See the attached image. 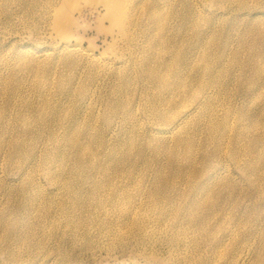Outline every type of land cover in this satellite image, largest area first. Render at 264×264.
<instances>
[{
    "label": "rangeland",
    "instance_id": "1",
    "mask_svg": "<svg viewBox=\"0 0 264 264\" xmlns=\"http://www.w3.org/2000/svg\"><path fill=\"white\" fill-rule=\"evenodd\" d=\"M141 1L126 0L131 14L129 16L135 17L134 24L132 22L129 28L130 36L134 39L128 43L113 41L111 38L117 29L109 19L98 17L96 11L86 12L82 16L72 14L66 26V39L80 42L95 55L94 60L87 61L89 63L83 59L82 70L80 63L75 65L68 62L69 65H64L61 61L63 54L58 55L56 52L60 37L54 29V19L47 0H0V264H209L211 246L204 242L196 243L192 239L185 258L183 254L176 255V258L172 256L170 247L166 246L162 237L163 226H166L164 219L150 210L145 213L156 220L148 222L151 234L149 232L143 238L137 230V226L140 228L137 215L136 218L126 216L116 223L119 233L110 235L102 228L105 217L99 213L98 224L88 225L87 229L81 226L76 229L61 226V230L59 227L54 228L55 232L50 235L43 233L39 231L41 223L37 221L40 212L34 210L28 215V205L31 207L34 203L22 209L24 196L20 184L17 185L15 180H7L8 175L17 178L32 159L31 153L26 150L11 158L8 152L4 155L6 143L11 137L21 134L23 148L25 145L27 148L33 145L36 149V143H45L48 131L53 129L50 123L53 118L58 115L62 117L66 111L67 117H62L66 123L70 124L68 115L74 116L79 122V129L90 132L91 149H97L99 145L96 142L103 138L100 131L104 135V127L107 126L103 120L102 101L111 97L113 101L124 104L123 100L128 96L127 108L132 112L131 119L122 112L111 115V128L108 134L106 132L109 144H118L120 159L129 155L135 163L133 170L137 171H132L133 175H139L142 181L144 178V183L149 187L157 175L171 177L175 174L176 181L183 186L185 182L189 185L195 182V177L183 173L185 166L180 172L165 153L164 147L170 146L171 149L173 143H166L168 140L163 138L149 139V132L145 128L153 122L154 115L149 99L150 82L140 77L137 65L140 41L145 37L143 27L147 26L143 21L148 0L142 1L145 9L139 8ZM158 10L165 34L183 36L184 41L180 44L183 45V57L180 63L185 65L184 73H203L205 80L215 82L214 86H227L217 95L218 105L229 103L232 107H241L245 104H259L264 107V0H160ZM183 14L187 16L184 22L181 20ZM197 31L202 32L200 39L198 35L195 36ZM202 48L210 56V68L198 72L202 70ZM236 51L239 52L238 61L234 59ZM116 56H120L124 63L120 67H110L117 59ZM91 65H95V68ZM126 79L128 87L121 93L119 87ZM70 86L73 92H70ZM81 87L88 88L94 95L91 111L82 112L77 109L79 95L76 90ZM207 87L211 86L204 85L202 90ZM239 95L242 98L239 99ZM188 102L192 101L189 99ZM24 124L32 130L37 126L43 128L40 136L34 139L30 134H23ZM88 125H92L91 129L87 128ZM202 127L199 125V129H195L196 126L190 129L198 131L191 152L192 162L197 169L203 168L205 163L201 149H211L203 141ZM26 132H29L27 128ZM246 146L239 147L238 158L240 154H245L243 158L251 163L252 169H248L245 161L240 163L241 169H238L230 160L219 158L220 162H228L235 178L231 181H218L217 185L207 190L210 198L206 199H212L217 219L223 222V226L216 230V236L222 235L226 226L230 225L234 230L230 241H226L229 244L222 248L230 250V254L233 251L231 249L239 248V252L242 250L240 260L228 259L224 264H264V146ZM231 147L229 143V153ZM181 162L184 163V157ZM17 166L22 168L20 172ZM69 169L68 166L66 172ZM31 175V171L27 172L24 181L33 178ZM39 177L41 181L38 184H49L44 177ZM80 189L86 197L91 192L89 187L82 184ZM63 192L66 193L65 190ZM179 194L185 195V192ZM55 199L67 204L60 192ZM134 201L123 203L122 206L128 208L134 205ZM165 201H160L163 208L168 207ZM53 205L57 216L59 209L55 203ZM140 208L141 205L137 211ZM204 211L202 208L199 215ZM83 215L82 221L91 223L92 215L86 212ZM53 220L48 222V226L55 222L61 223ZM19 221H26L29 230L35 235L29 232L24 239L30 240L32 246L38 244L31 254L26 251L23 240L17 241L7 233V226ZM209 223L208 227H211L216 221L210 217ZM64 229L66 234L62 232ZM17 250L24 260L16 256Z\"/></svg>",
    "mask_w": 264,
    "mask_h": 264
},
{
    "label": "bare ground",
    "instance_id": "2",
    "mask_svg": "<svg viewBox=\"0 0 264 264\" xmlns=\"http://www.w3.org/2000/svg\"><path fill=\"white\" fill-rule=\"evenodd\" d=\"M142 1L139 8L145 9L142 3L146 0ZM158 2L160 0H148V9L144 13L145 20L143 21L147 26L143 27L145 37L140 41V54L137 61L140 77L146 78L150 82L151 95L149 99L154 115L152 116L153 122L145 128L149 132V139H152L151 137L156 140L163 138L168 140L166 143L169 141L173 143L171 149H169L170 146L164 147L165 153L170 156L171 163L180 172L185 166L183 173L195 177V182L191 185L185 182L183 186L182 183L176 181L175 174L171 177L157 175L149 187L144 183V178L142 181L139 175H133L132 171H137L133 170L135 163L129 155L120 159L118 144L111 146L106 132L108 134L111 128V124H109L111 115L122 112L131 119L132 112L127 108L128 96L124 98V104L113 101L111 97L102 101L104 103L103 120L107 126L104 127V135L100 131L103 138H99L100 141L95 140L99 145L96 147L97 149H91L92 136L90 132L79 129V122L74 116L68 115L70 124L66 123L62 118L63 116L67 117L66 111L62 117L58 115L57 118H53L50 122L53 129L48 131L45 143L43 141L40 145L36 143V149L33 145L29 148L25 145L23 148L22 141L24 140L20 137L21 134L11 137L6 143L4 155L8 152L9 158H11L19 156L26 150L31 153L32 159L25 165L17 178L8 175L7 180L10 182L15 180L17 185L20 184V190L24 196L21 202L22 209L29 203H34L31 207L28 205V215L32 213L31 211H39L40 215L37 219L41 223L39 231L48 233V235L55 232L54 228L59 227L61 230V226L69 229L81 226L82 229H87L88 225L98 224L97 214L99 213L105 217L102 228L110 235L117 232L116 223L125 219L126 216L136 218L137 215V224H140V228L137 226V230L143 238V236H148L151 231L148 229V222L151 219L156 220L145 213L150 210L163 217L166 226H163L165 228L162 237L167 243L166 246L170 247V254L175 255V258L176 255L181 256L182 254L183 258L186 257L184 255L188 251V244L192 239L191 241L196 243L204 242L205 245L211 246L208 256L209 264H216L215 260L218 264H224L228 259L237 261L241 259L242 250L239 252V248H234L231 249L233 251L230 254V250L222 248L229 244L226 241L231 239L234 231L232 227L226 226L220 236L215 234L216 230L223 226V222L217 219V210L214 209L212 199H206L210 198L207 190L208 187L217 185L218 181H231L235 178L228 162L223 160L220 162L219 158L221 160L224 157L225 160H230L238 169H241L240 163L245 161L248 169H252L251 163L243 158L245 154H240L238 158V152L239 147H247L246 145L260 144L264 146V107L259 104L256 106L245 104L241 107H232L229 103L218 105L217 95L227 86H214L215 82L211 79L205 80L202 76L203 73L201 75L184 73L185 65L180 63L183 57V45H180L184 41L183 36H178V34L167 36L165 34L164 26H161L162 16L158 10ZM47 4L54 19V29L60 37L56 52L58 55L63 54L61 61L64 65L80 63V67L84 70L83 59L86 60V63L95 59L91 49L84 48L78 41L70 42L66 39V26L74 13L82 16L86 12L96 11L98 17L103 16L109 19L117 29L111 38L113 41L128 43L134 39L130 36L129 28L134 24L135 17L129 16L131 14L126 0H47ZM186 19V14H183L181 20ZM194 27L193 25L192 28ZM150 31L153 33L151 34ZM196 35L200 39L202 32L197 31ZM238 56L239 52L236 51L234 54L236 61H238ZM116 57L117 59L109 65L110 67H120L124 63L120 56ZM200 57H202L200 63L202 70L198 72L209 70L210 56L204 48L200 50ZM91 66L95 68V65ZM127 84L128 79L119 87L121 93L126 91ZM204 85L211 87L202 90ZM70 89V92H73L72 86ZM77 93L79 95L77 109L82 112L91 111L92 103L95 100L94 95L92 96L86 87L77 89ZM238 98H242V95H239ZM189 99L192 102H188ZM199 125L203 126V141L207 143V146H211V149L208 150L209 147L201 149L205 163L203 168L197 169L192 162L191 152L195 146V136L198 132L195 129H199ZM90 126L92 127V125ZM90 126L88 125L87 128L91 129ZM194 126L196 128L191 131L190 129ZM26 128L29 132H26ZM42 129L37 126L32 130L24 124L22 133L30 134L32 138L37 139ZM144 132L147 131L144 130ZM229 143L232 144L230 153L228 152ZM182 157H184V163L181 162ZM68 166L70 169L66 172ZM17 167L20 168L18 170L20 172L22 168ZM30 171L33 178L25 182L24 175ZM39 176L44 177L49 184L42 182L38 184L37 182L41 181ZM114 178L115 181H113ZM215 179L218 180L212 181ZM81 184L91 189L87 197L81 193ZM186 184L188 185L186 186ZM58 192L67 200V204L64 201L54 200ZM179 192H185V195H181ZM132 200H135L134 205L128 208L122 206L123 203L132 202ZM160 201L167 202L168 207L163 208V204L160 206ZM53 203L59 209L57 216H55ZM204 204L207 205L203 206ZM140 205L141 208L137 211ZM32 208L34 209L32 210ZM202 208L206 211L199 215ZM84 212L92 215L91 223L82 221ZM210 217L215 219L216 224L213 223L211 227H208ZM170 218H172L171 223ZM53 219L61 221V223L55 222L48 226V222H53ZM164 223L163 225H165ZM6 229L7 233L14 236L15 240H23L25 249L30 254L34 248L38 247L37 243L32 246L30 240H24L29 232L35 236L31 229L29 230L26 221L12 222ZM65 229L62 231L64 234H66ZM245 251L249 252L248 249ZM15 253L17 257L24 260L18 250ZM243 258L245 259V257ZM20 259L18 260L20 261Z\"/></svg>",
    "mask_w": 264,
    "mask_h": 264
}]
</instances>
